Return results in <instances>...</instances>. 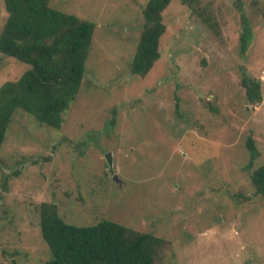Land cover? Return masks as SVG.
<instances>
[{"label":"rangeland","instance_id":"obj_1","mask_svg":"<svg viewBox=\"0 0 264 264\" xmlns=\"http://www.w3.org/2000/svg\"><path fill=\"white\" fill-rule=\"evenodd\" d=\"M147 2L51 0L96 29L63 127L21 109L10 124L0 264L50 257L39 206L53 200L68 223L107 218L165 237L160 264H264V199L251 180L264 164V0H198L197 11L171 0L162 56L140 76L131 63ZM243 11L253 34L245 52ZM7 17L0 0V34ZM29 67L0 52V87ZM244 78L261 80L262 102L248 100ZM249 135L260 150L252 169Z\"/></svg>","mask_w":264,"mask_h":264},{"label":"trees","instance_id":"obj_2","mask_svg":"<svg viewBox=\"0 0 264 264\" xmlns=\"http://www.w3.org/2000/svg\"><path fill=\"white\" fill-rule=\"evenodd\" d=\"M171 0H148L144 23L131 71L146 76L162 56L161 38L167 30L164 11ZM197 11L198 0H183ZM8 13L0 34V52L30 65L17 80L0 87V150L19 109L42 125L61 129L83 85L86 62L96 23L63 11L51 0H4ZM242 51L252 40L249 20L242 12ZM248 100L263 101L261 80L244 78ZM178 106V104H177ZM115 122V116L112 118ZM251 152L247 169L260 156L256 140L249 135ZM255 192L264 199V164L252 170ZM42 236L50 257L44 264H160L168 241L153 232L141 231L111 219L93 224L68 223L58 203L39 206Z\"/></svg>","mask_w":264,"mask_h":264},{"label":"water","instance_id":"obj_3","mask_svg":"<svg viewBox=\"0 0 264 264\" xmlns=\"http://www.w3.org/2000/svg\"><path fill=\"white\" fill-rule=\"evenodd\" d=\"M106 160H107V163L109 165V170L113 174L114 180L120 181V178H119L118 174L115 173V171H114V164H113L114 162H113V157H112V153L111 152L107 154Z\"/></svg>","mask_w":264,"mask_h":264}]
</instances>
